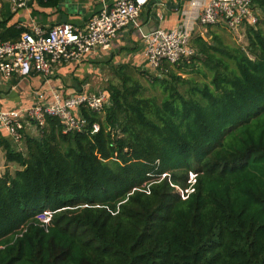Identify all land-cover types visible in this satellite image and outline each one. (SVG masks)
Segmentation results:
<instances>
[{
    "label": "trees",
    "instance_id": "16d2710c",
    "mask_svg": "<svg viewBox=\"0 0 264 264\" xmlns=\"http://www.w3.org/2000/svg\"><path fill=\"white\" fill-rule=\"evenodd\" d=\"M8 21L2 40L30 30ZM246 38V50L191 38L176 67L208 81L169 68L151 77L158 99L122 65L108 106L80 108L82 131L48 117L24 152L3 138L0 264H264V14Z\"/></svg>",
    "mask_w": 264,
    "mask_h": 264
},
{
    "label": "built area",
    "instance_id": "2783aa9c",
    "mask_svg": "<svg viewBox=\"0 0 264 264\" xmlns=\"http://www.w3.org/2000/svg\"><path fill=\"white\" fill-rule=\"evenodd\" d=\"M147 1L115 0L108 4L107 0H100L102 7L83 28L65 21L50 27L33 26L15 40L0 39V76L5 80L32 74L48 77L57 65L79 63L97 52L109 50L118 32L129 27L141 34L143 62L140 70L146 71L145 76L150 80L152 76H164L169 68L187 62L194 54L190 43L191 30L177 24L171 28L156 27L143 32L139 14ZM9 2L12 9L17 10L25 7L28 0ZM257 9L253 0H208L197 14L196 22L198 26L219 24L238 32L240 28L258 25L260 16ZM108 104V93L102 89H87L69 95L57 90L49 94L35 91L29 105L0 109V146L5 136L14 150L23 151L26 124H32L39 132L48 117L58 119L63 133L82 131L86 119L80 114V108L101 112ZM97 129L98 124H93V131ZM7 164L10 169L14 168L11 163ZM38 219L47 223L49 212L43 211Z\"/></svg>",
    "mask_w": 264,
    "mask_h": 264
},
{
    "label": "crops",
    "instance_id": "0c3cea01",
    "mask_svg": "<svg viewBox=\"0 0 264 264\" xmlns=\"http://www.w3.org/2000/svg\"><path fill=\"white\" fill-rule=\"evenodd\" d=\"M114 1L107 0V3L110 4ZM207 1L148 0L139 14L142 31L148 32L151 29V27L148 29V25L152 24L153 16H157V20H155L157 27L171 28L182 24L191 30V38L193 36H201L203 39L206 38L205 36L211 38L213 35H204L202 28L196 22L197 14ZM0 5V21L9 20L7 25L16 23L17 27L23 26L29 29L33 26H53L62 22L64 15L67 22L73 23L78 28H83L87 20L102 7L100 0H59L56 9H37L38 7L31 0H28L25 7L17 10L12 9L9 0H0ZM141 46L140 32L129 27L118 32L109 50L97 52L79 63L69 62L57 65L48 77L32 74L27 77L16 76L5 80L0 76V109L29 105L33 101L35 91L49 94L52 90H57L64 95H69L87 89L93 90L94 87L91 86L96 83L95 79L98 78L96 70H99L98 67L101 68L108 61L111 62L115 73L122 65L140 67L143 62ZM94 73L95 75H93ZM116 74L118 75V73ZM23 135L24 143L26 136H37L38 130L32 124H26ZM4 139L8 140L5 136ZM6 165L8 164L5 163L4 150L1 145L0 176L9 168Z\"/></svg>",
    "mask_w": 264,
    "mask_h": 264
},
{
    "label": "rangeland",
    "instance_id": "374dc122",
    "mask_svg": "<svg viewBox=\"0 0 264 264\" xmlns=\"http://www.w3.org/2000/svg\"><path fill=\"white\" fill-rule=\"evenodd\" d=\"M257 11H258L260 18L263 17V14H264L263 11L261 9H257ZM199 27L202 28L201 30L203 31L204 35L211 34L213 36L218 37L220 41L222 42V44L227 47H241L244 50L247 49L248 41L246 38V27L239 29V32L230 31L226 27L221 26L219 24L210 25V26H199ZM205 37H206L205 38L206 41H208L209 43L212 42L211 38L207 36ZM191 44H193V46L197 50L195 42L192 41ZM200 62L201 61L196 63V65L198 68L201 69L203 65ZM98 69L99 70H96L97 71L96 75L98 76V78L95 79L96 83L93 86H91V87H94L93 91L101 90V89H105L106 91L109 84H116V85L120 84L119 76L115 73L114 68L111 66V62L108 61L106 64L104 63L103 66L101 68L98 67ZM171 70H174L176 74H178V76L181 78H186V79L192 78L193 80L197 82L208 81L209 79V77H205L202 72L193 71L190 73H185V71L179 70L176 66L174 68H171ZM124 72L125 74H128L131 77V79H133L134 81L142 85L143 95L154 96V97H157L158 99L162 97L163 93H162L161 87L159 85H153L151 80L145 76V74H147L146 71L144 72L140 70L139 67L129 65L125 67ZM205 72L208 74L207 70H205ZM93 75H95V73ZM150 76L152 75L150 74ZM164 76L166 78H170L169 76H166V74ZM176 83L178 84V88L180 89H183L184 87H186V84H184V82L180 83L179 81H176Z\"/></svg>",
    "mask_w": 264,
    "mask_h": 264
},
{
    "label": "water",
    "instance_id": "95a60500",
    "mask_svg": "<svg viewBox=\"0 0 264 264\" xmlns=\"http://www.w3.org/2000/svg\"><path fill=\"white\" fill-rule=\"evenodd\" d=\"M66 19H67V18H66V16L64 15L63 18H62V22H65ZM155 20H157V16H153L152 24L148 25V29L151 27V29L148 30V32L154 30V29L157 27L156 24H155ZM145 33H147V32H145Z\"/></svg>",
    "mask_w": 264,
    "mask_h": 264
}]
</instances>
